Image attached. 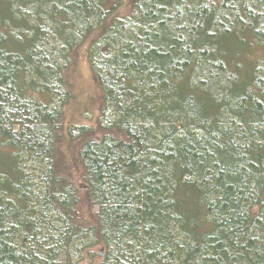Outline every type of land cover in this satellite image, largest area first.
I'll use <instances>...</instances> for the list:
<instances>
[{"label": "trees", "instance_id": "obj_1", "mask_svg": "<svg viewBox=\"0 0 264 264\" xmlns=\"http://www.w3.org/2000/svg\"><path fill=\"white\" fill-rule=\"evenodd\" d=\"M116 4L0 0V264H264V0Z\"/></svg>", "mask_w": 264, "mask_h": 264}, {"label": "rangeland", "instance_id": "obj_2", "mask_svg": "<svg viewBox=\"0 0 264 264\" xmlns=\"http://www.w3.org/2000/svg\"><path fill=\"white\" fill-rule=\"evenodd\" d=\"M109 2H117L116 8L111 12L110 19L128 16L132 13L133 0H109ZM102 28L103 26H96L80 39V42L71 50V61L64 69V76L70 84L69 89L73 97L65 108V135L71 125L94 127L98 125L104 100L103 92L95 79L90 64V51L98 37L103 33ZM43 96H39V99L44 102ZM64 143L62 142L63 148L66 147ZM0 149L2 148L0 147ZM97 252L100 257H103L101 255L103 249L98 248Z\"/></svg>", "mask_w": 264, "mask_h": 264}, {"label": "water", "instance_id": "obj_3", "mask_svg": "<svg viewBox=\"0 0 264 264\" xmlns=\"http://www.w3.org/2000/svg\"><path fill=\"white\" fill-rule=\"evenodd\" d=\"M101 255L104 256L103 253H101Z\"/></svg>", "mask_w": 264, "mask_h": 264}]
</instances>
